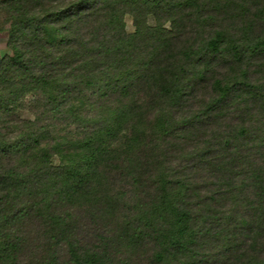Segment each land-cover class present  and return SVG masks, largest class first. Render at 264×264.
Listing matches in <instances>:
<instances>
[{"label": "trees", "instance_id": "obj_1", "mask_svg": "<svg viewBox=\"0 0 264 264\" xmlns=\"http://www.w3.org/2000/svg\"><path fill=\"white\" fill-rule=\"evenodd\" d=\"M0 33V264H264V0H0Z\"/></svg>", "mask_w": 264, "mask_h": 264}, {"label": "rangeland", "instance_id": "obj_2", "mask_svg": "<svg viewBox=\"0 0 264 264\" xmlns=\"http://www.w3.org/2000/svg\"><path fill=\"white\" fill-rule=\"evenodd\" d=\"M129 20H128V27L130 28V24H129ZM5 45V36L3 34L0 33V50L4 48Z\"/></svg>", "mask_w": 264, "mask_h": 264}]
</instances>
